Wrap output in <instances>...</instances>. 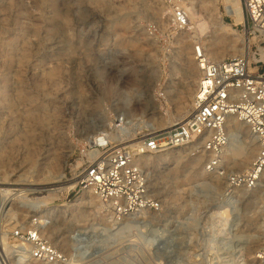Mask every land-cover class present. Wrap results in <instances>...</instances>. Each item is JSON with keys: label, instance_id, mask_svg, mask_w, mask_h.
<instances>
[{"label": "rangeland", "instance_id": "1", "mask_svg": "<svg viewBox=\"0 0 264 264\" xmlns=\"http://www.w3.org/2000/svg\"><path fill=\"white\" fill-rule=\"evenodd\" d=\"M223 7L224 0H0L5 264H19L12 234L33 218L70 264H262L254 255L264 244V201L253 191L227 194L225 176L200 173L206 156L192 145L136 156L158 211L116 221L82 184L91 151L99 157L118 140L168 128L179 104L189 109L199 76L189 68L196 44L211 47L207 40L229 34L227 48H252L264 71L262 38L248 34L245 16L234 24ZM176 9L192 14L187 28L174 27ZM195 23L202 30L189 29ZM246 127L228 129L234 136L225 161L245 147ZM101 133L108 148L92 141ZM56 162L75 185L51 199L40 189L51 187ZM221 162L227 173L241 171Z\"/></svg>", "mask_w": 264, "mask_h": 264}, {"label": "built area", "instance_id": "2", "mask_svg": "<svg viewBox=\"0 0 264 264\" xmlns=\"http://www.w3.org/2000/svg\"><path fill=\"white\" fill-rule=\"evenodd\" d=\"M246 19V31L260 36L264 44V0H240ZM174 27L185 29L188 16L183 9L172 13ZM253 52L243 56L211 61L197 44L193 57L199 66L198 82L191 113L165 129H152L130 145L117 144L90 161L83 169V187H89L116 221H124L142 212L158 211L159 201L151 193L146 173L135 163L136 156L154 154L192 145L206 156L205 172L225 176L226 193L254 191L264 175V71L263 62ZM233 116L244 123L254 136L256 154L241 171L227 173L221 155L229 143L226 121ZM108 142L103 148H108ZM264 215V203L260 208ZM40 221L13 231L14 253L21 260L43 264H67L69 258L40 234ZM20 247L27 252L21 257ZM264 264V244L257 252ZM84 256H82V259ZM86 260V259H85ZM0 264H5L0 259Z\"/></svg>", "mask_w": 264, "mask_h": 264}, {"label": "bare ground", "instance_id": "3", "mask_svg": "<svg viewBox=\"0 0 264 264\" xmlns=\"http://www.w3.org/2000/svg\"><path fill=\"white\" fill-rule=\"evenodd\" d=\"M223 10H224V12L227 15H229L232 18L234 24H238V23L240 24V23H242L244 21V15L241 12V2H240V0H224ZM187 15H188V17L191 18V15L192 14L191 13H188ZM189 29H195V30L200 29V30H202V24L195 23V26L194 27H191L190 26ZM213 33H215V32L213 31ZM227 35H229V34H221V35L219 34L217 37L211 38V40H207V43L213 45L211 47H205V45H206L205 42H203V41L201 42V44L204 47V49L201 46L200 47L203 49L205 55L211 61H216V60L218 61L220 59H223L224 58V54L226 52L227 53L230 52L229 53V56L230 57L243 56V55H246V54L249 53L250 47L248 49V52H247V48L246 47L242 48V49H244L243 52H241L240 50H237L236 51L235 49H232L234 47L233 45H232V47H230L231 49H228L226 43H227V41H230L231 38L228 39L229 37ZM195 46H194V48H195ZM260 55H261L260 58L261 59H264V49H261ZM194 62H195L194 64H192V65L190 64L189 65V68L191 67V68H194L195 69V67H196L197 70H198V72H199L198 63H197V61H194ZM197 82H198V80H197ZM193 93H195V89L193 90ZM193 97H194V94H193ZM191 107H193V98H192V103L189 104V109H186L185 108V105L183 106L182 104L181 105L179 104V107H177V108L179 110L180 115H179V117H177L178 119H176L175 121H173V122L170 123V126L173 125L176 122H179L181 120H184L191 113V111H190V108ZM243 125L246 126L244 123L239 122L233 116H229L227 118V121H226V125L225 126H226V129H227L228 134H229V130H231V131H237V130H239V128H242ZM153 129H155V128H153ZM246 135L248 136V140L245 142L246 143L245 144V147L241 148L238 152L235 151L236 153H233L232 154V155H234L236 157H233L232 158L231 154L229 155L231 157L227 156V159H228L229 163H227L228 161H225L224 160L225 154L222 153L221 161H223L225 163L224 165H226V166L231 165V167H237V169H239V170H245L250 165V163L252 162V160H253V158H254V156L256 154L257 145H256V140H255L254 136L250 133L249 129H248V131H246ZM105 136L102 133L101 134H98L97 136H95L94 138H92V141L95 144L105 143L106 142ZM134 136H135V134L131 135V137L129 139L124 138L121 141H119L118 140V137H117V140H118L119 144H127V143H130V142H132V141L135 140V137ZM233 136H234V134H232V135L229 134V143H228V145L226 147H228L231 144V141H232ZM106 139H108V138L106 137ZM105 144H107V143H105ZM105 144L103 146H105ZM226 147L224 148V150L226 149ZM89 154L91 155V159H95L99 155L96 151H91ZM134 161H135V163L139 167H142L141 164L138 162L137 159H135ZM56 163H57L56 164L57 165V169L56 170H53L54 172L51 175V178H49V182H48V184H50L51 187L50 188L48 187V188H45V189H40L43 194L44 193H48L47 195H45V197L49 196L48 198H51V199L52 198H56L58 196V194L60 192L64 191V190H68V191L71 190L74 187V185H75V183H68L67 180H66V178L62 174V162H56ZM192 163L194 164V161H192ZM202 172H205V168L204 167L202 168V171L200 173H202ZM198 175H199V172H196V173H194L193 176H198ZM84 190H85L84 191L85 193L91 192V190L89 189V187H84ZM253 196L259 198L262 201H264V175H263V178H262V180H261V182L259 184V187L256 190L253 191ZM6 202L7 201L5 200V203L4 204H6ZM217 216L219 218H221V219H223V220L226 221L227 216L225 215V213H224L223 210L219 211ZM31 223H29L27 225H30ZM40 224L41 225L39 226V231H40V234L43 235L41 233V229H40V227L43 226V224L41 223V221H40ZM223 224H224V222H223ZM12 250L14 252V249H12ZM19 251L21 252L20 253L21 257H24V258L27 257L26 256L27 255V252H26V250L24 248L20 247ZM256 255H257V251L255 252L254 258L258 259V256H256ZM21 259H18V263L19 264H23L24 262L28 261V260L25 261V260H21ZM260 263H261V261H260ZM67 264H70V263L68 262Z\"/></svg>", "mask_w": 264, "mask_h": 264}]
</instances>
